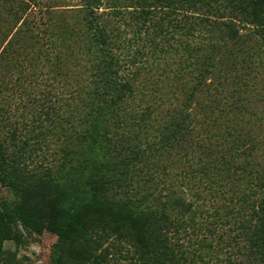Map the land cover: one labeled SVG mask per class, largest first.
Here are the masks:
<instances>
[{
	"label": "trees",
	"instance_id": "16d2710c",
	"mask_svg": "<svg viewBox=\"0 0 264 264\" xmlns=\"http://www.w3.org/2000/svg\"><path fill=\"white\" fill-rule=\"evenodd\" d=\"M47 3L0 0V253L264 264V0Z\"/></svg>",
	"mask_w": 264,
	"mask_h": 264
},
{
	"label": "rangeland",
	"instance_id": "374dc122",
	"mask_svg": "<svg viewBox=\"0 0 264 264\" xmlns=\"http://www.w3.org/2000/svg\"><path fill=\"white\" fill-rule=\"evenodd\" d=\"M43 4H61V6H70L79 2V0H40ZM45 2V3H44ZM13 107V113H15ZM111 193L112 197L119 196ZM19 194V199H21ZM12 192L9 188L4 187L0 183V198H11ZM64 204V198L58 194L48 197L45 201L37 202V212L40 215L42 212H51L52 208H59ZM44 220V219H43ZM48 219L45 220L47 222ZM108 239L105 241L104 247L109 246L108 255L105 253L106 249L101 252L106 256L102 262L104 264H127V239ZM76 249L81 247L80 242H76L73 246ZM17 253V264H66L67 256L59 250L58 236L48 227H45L41 232H34L27 236L26 242L17 247L15 242L11 239H6L3 242V250L0 257L3 256L8 262H12L11 257ZM79 264H100L99 261L91 260L88 262H81Z\"/></svg>",
	"mask_w": 264,
	"mask_h": 264
}]
</instances>
